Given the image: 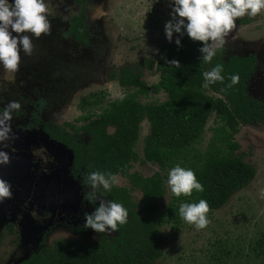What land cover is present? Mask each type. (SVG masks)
I'll use <instances>...</instances> for the list:
<instances>
[{"label":"rangeland","instance_id":"obj_1","mask_svg":"<svg viewBox=\"0 0 264 264\" xmlns=\"http://www.w3.org/2000/svg\"><path fill=\"white\" fill-rule=\"evenodd\" d=\"M45 3L49 9L50 34L39 39L32 37V54L26 55L21 50L19 70L15 74L6 72L0 65V113L10 101L21 104L19 111L12 112L10 121L15 139L0 148L31 163V170L28 165L26 168L29 188L25 191L21 184L14 183L12 197L0 201V264H19L32 252L53 246L57 241H94L115 233H96L84 228L85 216L98 207L99 201L88 202L91 188L82 183L80 172L72 171V150L50 138L40 125L27 128L25 124L30 121V111L41 103V123H58L68 131L71 128L67 123L81 126L87 121L81 118L83 115H96L110 100L135 89L110 78L113 65L152 58L160 43L168 41L164 25L171 19V0H45ZM82 3L84 42L63 35L68 20L80 13ZM242 18L248 21L235 22L222 49V58L231 54L254 55L255 65L245 81V93L264 106V10L254 18L245 15L238 19ZM177 36L173 33V40ZM143 79L149 86L147 93L138 95L143 103L166 97L163 90L152 88L159 79L154 66L143 69ZM219 123L211 112L200 139L191 148L202 152L211 129ZM108 129L113 131L111 126ZM148 131L149 124L144 119L134 145L138 158L130 166L131 172L144 176L159 170L155 162L142 160L143 138ZM79 138L87 141L90 136L81 130ZM232 140L238 145L236 153L242 154L243 160L255 168L253 179L222 207L209 209L210 222L203 229H197L182 217L161 224L162 255L153 264H264V251L257 245L264 232V198L260 196L264 190V118L238 125ZM42 148L46 153L34 154ZM45 156L53 159L49 162ZM114 177V185L130 186L126 176L117 173ZM167 179L168 174L164 196L154 213L156 218L172 199ZM14 192L18 194L17 202ZM97 195L111 200L99 191ZM131 195L135 202L141 199L137 188L131 190ZM38 207L42 210L38 211Z\"/></svg>","mask_w":264,"mask_h":264},{"label":"trees","instance_id":"obj_2","mask_svg":"<svg viewBox=\"0 0 264 264\" xmlns=\"http://www.w3.org/2000/svg\"><path fill=\"white\" fill-rule=\"evenodd\" d=\"M81 21L75 17L67 29L79 39L83 38ZM236 21L247 23L248 19ZM180 40L181 46L176 45L175 39L160 43L152 58L127 61L118 67L113 65L110 78L121 86L135 89L124 93L123 99L110 100L100 113L83 115L81 118L87 121L81 126L67 123L71 128L68 131L58 123H43L50 137L72 150V171L81 173L84 185H89L88 176L94 171L104 173L106 178L117 173L128 178L129 187L113 184L111 191L106 192L102 187L98 190L127 209V223L119 225L110 237L102 235L98 240L83 242L57 241L53 246L32 252L19 264H153L162 255L160 225L179 221L181 204L203 199L209 209H217L253 179L255 168L243 160L242 154L236 153L238 145L232 137L238 125L264 118V106L245 93V81L253 70L255 57L231 54L222 58L220 49L208 63L199 51L202 42L192 41L187 34ZM172 60L179 61L180 67L168 63ZM217 64L223 67L224 81L203 87V73ZM151 66L159 76L152 88L163 90L166 97L143 103L138 95L149 91L143 69ZM233 75L239 76V82L234 85ZM211 112L220 123L211 129L202 152L192 149ZM33 117L32 124L37 125L39 116L34 113ZM144 119L148 121L149 131L143 138L142 160L155 162L159 167L147 176L130 171L131 161L138 158L134 145ZM110 126L112 132L108 129ZM81 130L90 136L87 141L79 138ZM177 165L191 169L204 191L193 190L191 196L172 195L166 210L156 218L154 213L165 193L166 171ZM133 188L141 191L138 202L132 200ZM8 227L11 229L12 225ZM257 245L264 251V232Z\"/></svg>","mask_w":264,"mask_h":264},{"label":"clouds","instance_id":"obj_3","mask_svg":"<svg viewBox=\"0 0 264 264\" xmlns=\"http://www.w3.org/2000/svg\"><path fill=\"white\" fill-rule=\"evenodd\" d=\"M262 10L264 0H171V19L164 25L165 36L172 42L173 33H177L175 39L177 46H181L180 37L185 33L192 41L202 42L199 51L203 60L210 63L217 51L225 47L226 38L235 28L236 20L245 15L254 18ZM48 13L45 0H12L11 3L9 0H0V65L6 72L15 74L19 70L21 50L26 55L32 54L34 47L32 37L39 39L42 35L50 34L51 23L47 18ZM168 63L176 68L180 67L177 60ZM222 71V65L217 64L210 71L204 72L202 86L207 88L216 82H223ZM238 82V75L231 76L233 85ZM20 108L19 102L10 101L0 113V145L4 147L7 146V141L15 139L10 121L12 112L19 111ZM43 153H46V149L42 148L34 154L41 156ZM44 159L50 162L53 158L45 156ZM8 163L9 154L0 150V165ZM88 182L91 188L88 202L99 201V204L91 214L85 216L84 228H91L96 233L111 234L117 231L119 225L127 223V209L122 204L97 195L101 187L106 192L111 191L115 177L108 174L106 178L104 173L94 171L89 174ZM167 183L170 194L175 197L191 196L193 190L204 191L195 173L179 165L169 170ZM260 196L264 198V190ZM11 197V185L0 179V201ZM208 212V202L203 199L198 203H183L179 207V215L183 220L197 229H203L209 224Z\"/></svg>","mask_w":264,"mask_h":264},{"label":"flooded vegetation","instance_id":"obj_4","mask_svg":"<svg viewBox=\"0 0 264 264\" xmlns=\"http://www.w3.org/2000/svg\"><path fill=\"white\" fill-rule=\"evenodd\" d=\"M80 1H83V0H80ZM75 17H80L81 18V31H82V39L80 38H76L75 36H74V33L72 32H68L67 31V29H68V24H69V21L70 20H74V18ZM84 21H85V12H84V5H83V3L81 4V6H80V13L79 14H75V15H72V17H71V19H69L68 20V24H67V29H66V31H64V33H63V35H71L74 39H77V40H80V41H82V42H84V41H86V37H85V31H84ZM237 55V54H236ZM249 55H253V54H249ZM245 56H247V55H245ZM254 56V55H253ZM254 65H255V63H254ZM254 68V67H253ZM42 100V99H41ZM42 107V105H41V103H37L36 105H35V109L34 110H32V111H30V113H29V116L31 117L30 118V121L29 122H27L26 124H25V126L28 128H36V127H38L39 125L43 128V123H41L42 122V117H41V110H40V108ZM36 114L37 116H39V122H38V124L37 125H34V124H32V122L33 121H35L33 118V114ZM41 121V122H40ZM31 122V123H30ZM48 134V133H47ZM50 137V136H49ZM50 138H52V137H50ZM52 139H54V138H52ZM56 140V139H55ZM0 149H2V148H0ZM5 149H2V151H4ZM5 152H6V150H5ZM8 153V152H7ZM25 160V159H24ZM25 165H28L29 166V168H30V170H31V163H30V161L28 160V159H26L25 160ZM78 173V172H77ZM25 180H27V182L29 183V181H30V178H29V175L25 178ZM18 184H21V187L26 191V189H28L27 187L28 186H26V187H24V182L22 181V180H19V182H18ZM14 186H16V185H14ZM15 194H16V197L14 196V201H18V194H17V192H14ZM42 203H44V201H41ZM47 207V206H46ZM34 208V207H33ZM48 208V207H47ZM35 209V208H34ZM37 210L38 211H40V210H42V209H40L39 207L37 208ZM48 210H51V208H48ZM52 210H53V212H55L56 211V208H52Z\"/></svg>","mask_w":264,"mask_h":264},{"label":"water","instance_id":"obj_5","mask_svg":"<svg viewBox=\"0 0 264 264\" xmlns=\"http://www.w3.org/2000/svg\"><path fill=\"white\" fill-rule=\"evenodd\" d=\"M7 152L10 156V163H8L7 165H0V179L7 181L11 185V187L14 183H18L19 180H22L24 182V187L28 186L27 188H29V183L27 182V180H25L28 175L26 170L27 165H25V160L27 158L14 155L6 150V153ZM14 196L16 197L15 193Z\"/></svg>","mask_w":264,"mask_h":264}]
</instances>
